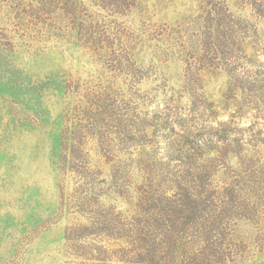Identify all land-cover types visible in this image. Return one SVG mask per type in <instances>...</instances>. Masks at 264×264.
Returning <instances> with one entry per match:
<instances>
[{
	"label": "rangeland",
	"instance_id": "obj_1",
	"mask_svg": "<svg viewBox=\"0 0 264 264\" xmlns=\"http://www.w3.org/2000/svg\"><path fill=\"white\" fill-rule=\"evenodd\" d=\"M0 264H264V0H0Z\"/></svg>",
	"mask_w": 264,
	"mask_h": 264
},
{
	"label": "trees",
	"instance_id": "obj_2",
	"mask_svg": "<svg viewBox=\"0 0 264 264\" xmlns=\"http://www.w3.org/2000/svg\"><path fill=\"white\" fill-rule=\"evenodd\" d=\"M71 15H74V12H73V11L71 12ZM74 16H75V15H74ZM74 16H73V17H74ZM217 33H218V30H217Z\"/></svg>",
	"mask_w": 264,
	"mask_h": 264
}]
</instances>
